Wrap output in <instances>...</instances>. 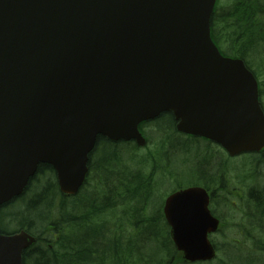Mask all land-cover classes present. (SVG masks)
Instances as JSON below:
<instances>
[{
  "label": "water",
  "instance_id": "water-1",
  "mask_svg": "<svg viewBox=\"0 0 264 264\" xmlns=\"http://www.w3.org/2000/svg\"><path fill=\"white\" fill-rule=\"evenodd\" d=\"M216 0H0V207L40 165L75 195L99 136L146 144L143 122L172 112L179 132L231 155L264 147L258 84L211 36ZM187 262L216 257L219 221L200 187L165 204ZM36 242L0 233V264H23Z\"/></svg>",
  "mask_w": 264,
  "mask_h": 264
},
{
  "label": "rangeland",
  "instance_id": "rangeland-1",
  "mask_svg": "<svg viewBox=\"0 0 264 264\" xmlns=\"http://www.w3.org/2000/svg\"><path fill=\"white\" fill-rule=\"evenodd\" d=\"M235 1L236 0L218 1L213 33L224 52H228L231 55L247 58L250 67L253 70L259 72L262 69L261 66L263 65L264 58L257 50L258 48L253 49L250 52V55H248L247 52L244 51V46L242 49L241 46L237 45L236 43L239 40L240 36H242L243 29L239 27L238 23H236L234 20V27H231L230 20L224 22V12H228ZM226 55L228 54L226 53ZM170 124H172V120L170 119V117H165L164 119L162 118L152 124L146 125L145 127L143 126L142 132L148 139L147 142H149V145H147V147L145 148L139 149L129 146L126 148L122 147L121 150L120 158L122 159L123 164H125V166H128V169H130V171L140 170L139 172H141L142 174L145 173L146 176L150 174V176L153 177V183H155L156 186L153 187V193L149 197L150 204L152 203V201L150 200L151 198L153 200L155 198L157 202H165L167 197L176 189L183 187L185 184H188V186H190L191 184L198 182L197 176L200 166L199 162L202 160L204 163H208L210 153L216 149L215 147L212 148L208 143L203 141H186L182 136L176 134V132L173 131V128L169 126ZM202 148H205L206 150H203ZM115 152L117 153V149L114 145H109V150L104 147L99 148L95 152L94 157L96 161L98 163L104 162L100 165H94L95 168H99L101 174L105 169L111 170V172H113L112 162L107 161V159L113 155L112 153ZM243 159L233 161L231 176L234 183L241 180L242 177L252 179L251 181H241L246 186L250 182H263L264 177L262 173L264 172V169H253L251 165H249V160ZM240 162H246V164H248L249 171L242 170L243 168L240 167ZM115 166L117 169H119L120 172L121 166L119 168L118 162ZM105 173H108V171H106ZM51 176V174L44 175L42 177H39L38 181L36 178L33 184L30 186L29 192L33 193L37 189L36 185L44 184ZM117 176V181L120 183L122 176L120 174H117ZM93 177L94 175L89 181V183L91 184L90 190L88 189L89 192L82 191L75 198L66 199V213L68 217V223H66L65 225V232L66 234L68 233L70 242L76 238H83L87 235L88 231H99L101 215L99 214L100 207L97 202L98 199L103 198V191L101 190L102 186L104 184H108V182L112 180H109L111 178L106 177L103 174L102 176L98 175L97 180H95ZM29 192L25 196V198H27L24 201L21 200L14 203L12 206H9L7 209H5L4 213L13 214L22 211V209L25 207L24 203H26L33 197V194L29 195ZM60 199H62V197H60ZM120 200L124 218V212L129 211L130 206L132 209H136V221L138 226V234L134 238L136 243L135 246H137V248L133 251L132 258L124 259L125 263L164 264V260L162 258L163 256L161 253L166 246V249H169L168 246L170 245V243L168 239H164L161 237L157 238V235L155 233H146L147 236L142 235L143 231H145L143 229L145 226H147V230H149L152 226H158L157 222H151L150 227L149 225H145V215L148 216L150 212L151 214H153V211H150L148 204L147 206H145L144 198L125 197L123 199L121 198ZM87 204H89L88 207L86 206ZM71 212L73 213V224H71L70 220ZM2 216L3 214H1V217ZM83 217H86L85 221H81ZM124 218L122 219V221H124ZM128 219L129 218L127 217V220ZM1 224L3 226V229L6 231H14L15 229H18V225H20L18 223H14L13 220L10 219H7L4 223L1 222ZM234 225L236 227L234 231L238 232L241 230V223L239 221L236 220L234 222ZM45 226V228H43L42 226L40 228V225L37 224L34 225V228L36 227L35 229L38 233L42 231V240L45 242L43 244L44 248L52 250L55 245L52 242L50 234L59 231L58 221L54 219V221H51L48 225ZM212 240L217 246L218 256L215 261L204 264H247L246 255L243 253L244 248L252 247L253 244L252 242H248L247 239L242 234H240V232L227 233L226 235L222 232L219 236L213 237ZM68 247V255L70 259L74 261V252L79 248L71 244H69ZM85 249L86 247L83 246V248L81 249L82 253H80L81 256L85 254ZM167 255L170 254L167 253ZM259 257H261L262 261H264L263 253H260ZM167 258V262H169V264H186L184 263L181 255L176 251L175 254H172L171 257L167 256ZM114 262L115 261H112L111 264H113ZM86 263L89 262L84 260L81 262V264Z\"/></svg>",
  "mask_w": 264,
  "mask_h": 264
},
{
  "label": "flooded vegetation",
  "instance_id": "flooded-vegetation-1",
  "mask_svg": "<svg viewBox=\"0 0 264 264\" xmlns=\"http://www.w3.org/2000/svg\"><path fill=\"white\" fill-rule=\"evenodd\" d=\"M227 14L231 27H234V20L238 23V26L243 29L240 40L244 46V51L250 55L253 49L258 48L257 50L264 58V0H236ZM246 60L248 62L247 65L251 68L247 58ZM261 68L259 72L251 69L258 82L260 107L264 113V60ZM164 116L166 115H161L156 121L162 119ZM168 116H171V114H168ZM174 127L176 128L175 123ZM178 135L182 136L186 141L195 140L206 142L212 148L215 147L216 149L210 153L208 163H204L202 160L199 162L198 182L190 186L185 184L176 191L194 186L205 189L209 196L210 212L213 217L219 220V228L216 233L211 235V238L219 236L222 232L225 235L227 233L240 232L248 242H252L253 244L252 247L244 248L243 253L246 255L247 264H264V261L259 257L260 253L264 255V181L250 182L246 186L241 181H251V178L242 177L241 180L234 183L231 176L233 161L238 159H248L249 165H251L253 169H264V149L259 152L240 153L233 156L221 144L215 141L183 134ZM104 141L108 144L107 139ZM99 143L100 141H97L96 147H98ZM202 149L206 150L205 148ZM92 160L93 159H90V166L96 165V159L95 161ZM240 167L243 168L242 170L249 171L246 162H240ZM91 169L83 187L87 192H89V180L92 177ZM108 171L111 173V179L109 180L114 182L110 181L108 184L102 186L103 198L98 199L97 202L100 207L99 214L101 215L102 221V224L100 221L98 235L100 237L104 261L106 264L112 261H115L113 264H117L116 256L120 252L119 249L121 245H124L126 247L125 249L135 245L134 238L138 234V226L136 221V209H132L130 206V210L124 212L125 218L123 217L120 204L121 183L117 181V174H120L119 169L115 167L113 172H111V170ZM262 175L264 177V172ZM149 176L150 174L146 176L149 183L146 184L147 190L145 191V195H147V198L144 199V203L145 206L148 204L153 214L150 212L148 216L145 215V224L150 227L151 222H157L158 226H152L149 230L143 231L142 235L147 236L146 233H155L157 238L169 239L170 227L167 224L164 214L166 200L165 202H157L155 198L154 200L151 198L150 200L152 203H149V197L153 193V187L156 186L155 183H153V177ZM95 180H97V174H95ZM132 185L136 187L139 186V184L136 183ZM137 195L138 194H136V196ZM86 206L88 207L89 204ZM127 217L130 220H127ZM123 218L124 221H122ZM70 220L71 224H73L74 219L72 212ZM85 220L86 217L81 219V221ZM236 220L241 223V230L238 232L234 231L236 229L234 225ZM213 243L215 244L214 241Z\"/></svg>",
  "mask_w": 264,
  "mask_h": 264
},
{
  "label": "trees",
  "instance_id": "trees-1",
  "mask_svg": "<svg viewBox=\"0 0 264 264\" xmlns=\"http://www.w3.org/2000/svg\"><path fill=\"white\" fill-rule=\"evenodd\" d=\"M223 18H224V22H227L228 20L227 12L226 13L224 12ZM214 20L215 17H213L211 22L212 27L214 26ZM104 140H105L104 137L100 136L98 138V141L100 142ZM110 145L113 146L115 144H110ZM116 145L115 147L118 146ZM104 147L107 150H109V144L107 146L105 144ZM112 154L113 155L109 157L107 161H111L112 165L118 162L119 168L121 166V171H120V175L122 176V179L120 180L121 198L122 199L125 197L144 198V199L147 198V195H145L146 193L145 191L147 190L146 184H148L149 181L147 180L145 173L142 174L141 172H139L140 170L130 171V169H128V166H125V164H123L122 159L120 158L121 150L117 151V153L115 152ZM52 172H53L52 168L48 165L39 166L37 175L30 181L29 187L26 191H30V186L33 184L36 178L38 181L39 177L49 174L51 175L53 174V175L49 177L47 182H45L44 184L41 185L38 184L39 186L36 185L37 189L32 193L33 197L29 201L24 203L25 207L22 209V211L13 214L11 213L7 217V219L13 220L14 223L20 224L18 225L19 228L20 227L28 228V231L30 233L37 235L39 237V240L42 239L41 236L42 231L38 233L35 229L36 227L34 228V225L38 224L40 225V228L41 226L45 228L46 227L45 225H48L51 221H54V219L58 221L59 231L55 233L59 235V240L55 244V247L52 250H50V249L42 248L39 244H35L32 248L26 251L24 255V263L26 262V264H81V262L84 260L92 264L93 263L105 264L100 238L97 235H95L94 232L90 233L87 237L74 239L73 244H71V242L69 241L68 233L66 234L65 232V225L66 223H68V217L66 213V198L63 197L60 202H56L58 201V198H60V194L58 191V185L56 178L54 176V172L53 173ZM135 183L139 184V186L136 187L135 185H132ZM136 194L138 195L136 196ZM19 199L24 201L26 199L25 194ZM1 229L4 233L8 232L4 230L2 227ZM51 239L52 240L54 239L52 235H51ZM69 244L75 245L76 247L79 248L76 249L74 252V261L70 259L68 255ZM83 246H85L86 249L84 251L85 254L81 256L80 253H82L81 249L83 248ZM125 248L126 247L124 245L123 246L121 245V248L119 249L120 252L116 257H118L121 260L131 258L132 255L127 253H131V252L133 253V251L137 248V246L128 247V249ZM165 253L170 254L167 256L171 257L173 254L172 247L170 246L169 249L167 248ZM164 264H169V262H167V260L165 259Z\"/></svg>",
  "mask_w": 264,
  "mask_h": 264
}]
</instances>
